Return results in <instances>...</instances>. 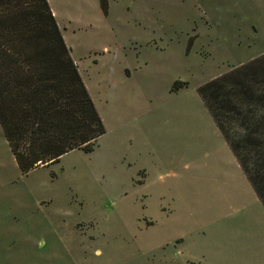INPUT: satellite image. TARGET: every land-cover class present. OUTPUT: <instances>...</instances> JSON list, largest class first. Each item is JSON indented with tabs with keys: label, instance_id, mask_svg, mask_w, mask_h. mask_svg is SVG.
<instances>
[{
	"label": "rangeland",
	"instance_id": "obj_1",
	"mask_svg": "<svg viewBox=\"0 0 264 264\" xmlns=\"http://www.w3.org/2000/svg\"><path fill=\"white\" fill-rule=\"evenodd\" d=\"M107 1L94 149L22 173L0 125V264H264V0Z\"/></svg>",
	"mask_w": 264,
	"mask_h": 264
},
{
	"label": "trees",
	"instance_id": "obj_2",
	"mask_svg": "<svg viewBox=\"0 0 264 264\" xmlns=\"http://www.w3.org/2000/svg\"><path fill=\"white\" fill-rule=\"evenodd\" d=\"M0 125L22 173L73 149L92 151L106 133L48 0H0Z\"/></svg>",
	"mask_w": 264,
	"mask_h": 264
},
{
	"label": "crops",
	"instance_id": "obj_3",
	"mask_svg": "<svg viewBox=\"0 0 264 264\" xmlns=\"http://www.w3.org/2000/svg\"><path fill=\"white\" fill-rule=\"evenodd\" d=\"M53 14L62 31L63 37L70 46L66 34L88 33L101 27L110 15V2L106 1L107 11L103 7V0H48ZM105 53V51H104ZM74 55V53H73ZM74 57V56H72ZM80 71L79 62L73 58ZM97 60V59H96ZM98 63V62H95ZM140 62H137L139 64ZM122 76L130 78L133 74L131 68L122 66ZM81 73V71H80ZM82 75V74H81ZM83 77V76H82Z\"/></svg>",
	"mask_w": 264,
	"mask_h": 264
}]
</instances>
